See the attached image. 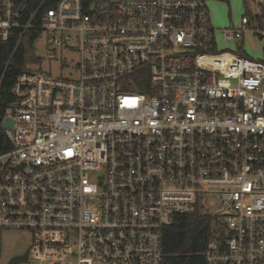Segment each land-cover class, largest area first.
I'll use <instances>...</instances> for the list:
<instances>
[{
	"label": "built area",
	"instance_id": "2783aa9c",
	"mask_svg": "<svg viewBox=\"0 0 264 264\" xmlns=\"http://www.w3.org/2000/svg\"><path fill=\"white\" fill-rule=\"evenodd\" d=\"M208 1L0 0L1 41L35 29L48 59L76 56L21 72L2 114L0 230L31 235L16 264H162V229L194 212L206 264H264V0L222 29Z\"/></svg>",
	"mask_w": 264,
	"mask_h": 264
},
{
	"label": "trees",
	"instance_id": "16d2710c",
	"mask_svg": "<svg viewBox=\"0 0 264 264\" xmlns=\"http://www.w3.org/2000/svg\"><path fill=\"white\" fill-rule=\"evenodd\" d=\"M39 33V30L30 29L19 38L20 33L16 30L8 40H0V154L11 148L1 128L3 111L12 100L10 89L21 72L40 62L34 49ZM211 228L209 215L198 212L177 215L161 231L162 264H206L203 252L212 236Z\"/></svg>",
	"mask_w": 264,
	"mask_h": 264
},
{
	"label": "rangeland",
	"instance_id": "374dc122",
	"mask_svg": "<svg viewBox=\"0 0 264 264\" xmlns=\"http://www.w3.org/2000/svg\"><path fill=\"white\" fill-rule=\"evenodd\" d=\"M210 23L215 28H225L229 24L236 26L239 18L246 11L245 0H212L207 2ZM218 46H227L220 39L217 32ZM245 48L247 53L253 58L261 55V42L253 36H248ZM37 55L42 56L40 62L34 65V69L49 72L53 75H66L71 65L76 61L75 54L68 51H56V59H48L47 39L45 34H41L34 44ZM64 59V60H62ZM61 65H64L61 68ZM31 243V235L27 231L3 229L0 230V264H9V260L16 255L23 254Z\"/></svg>",
	"mask_w": 264,
	"mask_h": 264
},
{
	"label": "water",
	"instance_id": "95a60500",
	"mask_svg": "<svg viewBox=\"0 0 264 264\" xmlns=\"http://www.w3.org/2000/svg\"><path fill=\"white\" fill-rule=\"evenodd\" d=\"M12 126V121L10 119H6L1 123V128H5V127H11ZM27 250L20 255H16L13 256L10 260H9V264H16V263H20L26 260L27 258Z\"/></svg>",
	"mask_w": 264,
	"mask_h": 264
}]
</instances>
